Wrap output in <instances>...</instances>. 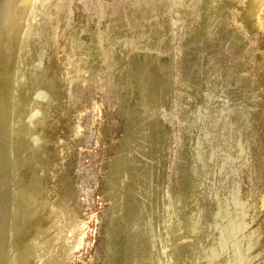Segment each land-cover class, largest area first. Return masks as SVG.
I'll return each mask as SVG.
<instances>
[{
    "label": "rangeland",
    "instance_id": "rangeland-1",
    "mask_svg": "<svg viewBox=\"0 0 264 264\" xmlns=\"http://www.w3.org/2000/svg\"><path fill=\"white\" fill-rule=\"evenodd\" d=\"M260 1L35 0L17 71L12 179L42 180L46 203L62 207L59 225L79 213L82 240L63 264H264ZM69 54L90 68L86 81L68 78ZM32 103L40 113L29 122ZM31 128L51 135L35 161L24 145Z\"/></svg>",
    "mask_w": 264,
    "mask_h": 264
},
{
    "label": "bare ground",
    "instance_id": "bare-ground-1",
    "mask_svg": "<svg viewBox=\"0 0 264 264\" xmlns=\"http://www.w3.org/2000/svg\"><path fill=\"white\" fill-rule=\"evenodd\" d=\"M245 1V0H243ZM248 1V0H247ZM250 1V0H249ZM264 1V0H263ZM34 2L35 0H0V264H50V263H54V264H63V260L65 261V256L66 254H70V252L73 250V249H76L78 246L77 244L75 245L77 239L82 240V235H83V227L81 226L80 222H79V219H78V215H75V216H72L71 219H68L67 216H65L61 222L62 224L59 225L58 223V219L60 217V214H62L63 210L61 209L62 207L60 206V204H58L57 202H50V203H46V200L44 199V197L46 196L47 193H43L42 191H40V187H39V190H37L38 186L36 187L35 184L37 185H40L38 184L40 182V180L38 181V178H37V181L38 183H35L36 181H33V184H30V187L27 186L28 183H29V179L27 180V182L23 179V178H19L21 176V174H18V169L16 170L17 171V178H19L18 180H15L12 179V176L16 173H14L15 171V168H14V160L13 159H16L18 158V156H16V158L13 157L12 159V154L15 152L14 149L15 147L17 146V143L14 141V139L12 137H14V133L16 132V129H18L19 127L17 126V128H15L14 130V127L16 126V122L15 119L17 117L16 114H18V111L16 112L17 109H22L23 107L21 108H17L16 109V104L19 103V101H16V100H19L17 99V92L16 93V88L19 87L17 82L19 83L18 81V76H17V71H18V64H19V60L21 59L20 56H22L21 52H22V49H23V46H25V41L28 37V35L30 34V27L32 28L33 24V21L35 22V16L37 15L36 14V6H34ZM260 5L262 6L263 5V2L260 1ZM41 3V1H40ZM38 3V4H40ZM253 4V1L251 2ZM250 3V4H251ZM257 3V2H256ZM246 4V7H247V3L245 2L244 5ZM249 4V2H248ZM249 4V5H250ZM41 6V5H40ZM254 6V5H252ZM258 6V3L256 4V8ZM244 7V6H243ZM248 8H251V6H248ZM255 9V6L252 10ZM258 9H259V6H258ZM264 9V6L263 8ZM249 9H247V12H248ZM260 10V9H259ZM40 11V10H39ZM246 11V10H245ZM245 11H244V15H245ZM264 11V10H263ZM246 12V13H247ZM253 12V11H252ZM260 12V11H259ZM251 13V12H250ZM261 13V12H260ZM263 13V12H262ZM252 14V13H251ZM255 13H253L254 15ZM243 15V16H244ZM248 15V14H247ZM251 15V16H253ZM264 15V13H263ZM249 16V15H248ZM256 17L258 15H255ZM261 16V15H260ZM259 17V16H258ZM246 18V16L244 17ZM38 19V18H37ZM251 18H249L250 20ZM254 19V18H253ZM257 19V18H256ZM260 19V17L258 18ZM257 19V21H259ZM264 20V19H263ZM251 21V20H250ZM252 22V21H251ZM37 23V22H36ZM54 23V22H53ZM57 23V22H56ZM59 23V22H58ZM261 23H259L260 25ZM256 25H258V22H256ZM263 25V24H262ZM256 27V26H254ZM257 28V27H256ZM32 30V29H31ZM61 30H59L60 32ZM66 31V30H65ZM56 32V31H55ZM57 33V32H56ZM63 33V32H62ZM68 33V32H67ZM53 34V33H52ZM55 34V33H54ZM58 34V33H57ZM65 34V33H64ZM62 35V34H61ZM68 35V34H67ZM72 35V34H71ZM70 35V36H71ZM57 36V35H56ZM60 36V35H59ZM58 36V37H59ZM63 36V35H62ZM61 36V37H62ZM69 36V35H68ZM57 37V38H58ZM64 37V36H63ZM72 37V36H71ZM55 38V36H54ZM60 38V37H59ZM58 38V39H59ZM67 38V37H66ZM73 38V37H72ZM69 40V38H67ZM61 41V39H59ZM54 41H56V39H54ZM59 42V41H58ZM69 42V41H68ZM57 43V42H55ZM62 43V42H61ZM60 44V43H59ZM58 45V43H57ZM61 45V44H60ZM69 45V43H68ZM67 46V45H66ZM68 47V46H67ZM66 47V48H67ZM71 47V46H69ZM68 49V48H67ZM70 50V49H69ZM72 50V48H71ZM68 51V50H67ZM70 52V51H69ZM76 52V51H75ZM105 52V51H103ZM66 53V52H65ZM77 54V53H76ZM69 58L68 60L66 61L65 60V64L67 65V68L69 69L68 70V78L70 80H72L73 82L75 81H86L90 76L88 75L89 72H87V70L90 68H88L87 66V69L84 68V66H86L85 64H83L84 66H80L78 64L81 63L79 61V59L77 58V56H73V54H69ZM80 56V57H79ZM79 58H82L84 59L83 55H80L79 53ZM24 59V58H23ZM64 59V58H63ZM82 59V60H83ZM63 61V60H62ZM21 62V61H20ZM67 62V63H66ZM22 65V64H21ZM62 67V65H61ZM62 69V68H61ZM66 69V68H65ZM21 70V69H20ZM67 70V69H66ZM62 71V70H61ZM66 74V72H65ZM67 76V75H66ZM108 76V75H107ZM61 78V77H60ZM67 78V79H68ZM69 81V80H68ZM20 84V83H19ZM30 88V87H29ZM36 89V88H35ZM36 91V90H35ZM69 91V90H68ZM92 91V90H91ZM21 92V90H20ZM69 93V92H68ZM81 93V92H80ZM79 93V94H80ZM90 93V91H89ZM20 94V93H19ZM77 94V93H76ZM82 94V93H81ZM80 94V95H81ZM21 95H23L21 93ZM27 95V94H26ZM83 95V94H82ZM24 96V95H23ZM21 98V96L19 97ZM23 98V97H22ZM27 98V97H26ZM25 98V99H26ZM77 98V97H76ZM16 101V102H15ZM21 101V100H20ZM26 101V100H25ZM33 101V100H32ZM29 103V101H27ZM35 102V101H34ZM75 102V101H74ZM26 103V102H25ZM31 103V102H30ZM23 104V103H21ZM33 105H35L34 103H32ZM37 104H39L37 102ZM84 104V102H83ZM19 105V104H18ZM25 105V104H24ZM27 105V104H26ZM31 105V104H30ZM40 107L41 104H39ZM21 106V105H20ZM32 107V106H31ZM34 107V106H33ZM39 106H36L34 107V109H29V113L27 114V117L26 118H29V122L31 121H35V117L37 114H39V110H37L38 108H40ZM29 108V107H28ZM16 109V110H15ZM25 109V108H24ZM24 109L21 110V112H23V115L26 114V112H24ZM42 109V108H41ZM40 109V110H41ZM97 109V108H96ZM94 109V110H96ZM99 109V108H98ZM27 110V109H26ZM25 110V111H26ZM45 112V108L43 110ZM19 112V113H21ZM20 115V114H19ZM18 115V116H19ZM43 115H46L43 113ZM25 116V115H24ZM41 116V114H40ZM21 117H22V114H21ZM38 117V116H37ZM42 117V116H41ZM40 117V118H41ZM46 117V116H45ZM44 117V118H45ZM15 118V119H14ZM19 118V117H17ZM39 118V117H38ZM23 119V118H22ZM34 119V120H33ZM43 119V117H42ZM21 120V119H20ZM19 120V121H20ZM25 120V119H24ZM25 121H27V119ZM65 120V119H64ZM18 121V122H19ZM41 121V120H40ZM66 121V120H65ZM21 122V121H20ZM46 122V120H45ZM33 123V122H32ZM35 123V122H34ZM37 123V122H36ZM30 125V123H28ZM38 124H41L38 122ZM45 124V123H43ZM41 124V125H43ZM47 124V123H46ZM19 125V124H18ZM27 124H25L26 126ZM28 125V126H29ZM32 125V124H31ZM40 125V126H41ZM49 125V124H48ZM47 125V126H48ZM100 125V123H99ZM21 126L23 127V124H21ZM20 126V127H21ZM36 126V125H35ZM33 126V127H35ZM27 127V126H26ZM32 127V128H33ZM44 127V126H42ZM50 126H48L49 128ZM52 127V126H51ZM25 128V127H24ZM29 128V127H28ZM32 128L30 129L29 133L31 134V136L29 135V137L27 136L26 134V137L29 138V144H26V141L25 142V146L27 145V148H31V153L33 152V160L36 159V156L39 155V153H41L43 156H45L43 154V152H40L42 151L43 147H41V145L43 144V142L45 141V135L46 133H44L45 135L42 136V133L39 132V130H34L32 131ZM27 129V128H26ZM37 129V126L36 128ZM43 130V128H41ZM52 129H55L52 127ZM19 130V129H18ZM22 130V129H21ZM20 130V131H21ZM47 130V129H46ZM45 130V132H46ZM50 130V128H49ZM19 131V132H20ZM51 131V130H50ZM53 132L56 130H52ZM51 131V132H52ZM27 132V131H26ZM24 131V135L23 137L25 136V133ZM44 132V130H43ZM48 132V131H47ZM21 133V132H20ZM19 133V135H21ZM23 133V132H22ZM50 133V132H49ZM48 133V134H49ZM51 134V133H50ZM56 134V133H55ZM54 135V133H52V136ZM17 137H20L18 135H16ZM22 136V135H21ZM49 136V135H48ZM46 135V137H48ZM51 136V135H50ZM49 136V137H50ZM25 137V138H26ZM42 137H44L45 139H43ZM48 137V138H49ZM55 137V136H53ZM53 137H51L53 139ZM16 138V137H15ZM27 138V139H28ZM21 139V138H20ZM26 139V140H27ZM62 139V138H61ZM64 139V138H63ZM69 139V138H68ZM23 140V139H21ZM19 140L18 138V141H21ZM65 140V139H64ZM17 141V142H18ZM28 141V140H27ZM58 141V140H57ZM62 141V140H60ZM51 142V140H50ZM54 142V140H53ZM56 142V140H55ZM65 142V141H63ZM16 143V144H15ZM28 143V142H27ZM48 143V142H47ZM61 143V142H60ZM19 144V143H18ZM23 144V141L21 143V146ZM62 144V143H61ZM46 145V144H45ZM60 145V144H59ZM19 146V145H18ZM44 146V145H43ZM47 147V146H45ZM51 147V145H50ZM53 147V146H52ZM55 147V146H54ZM24 148V147H23ZM59 148V147H58ZM60 148H61V145H60ZM17 149V148H16ZM15 149V150H16ZM46 149V148H45ZM49 149V150H48ZM54 149V148H53ZM62 149V148H61ZM20 150V149H19ZM17 150V151H19ZM23 150V149H22ZM25 150H27L25 148ZM52 150V148H51ZM51 150L48 146L47 148V151L49 153H51ZM24 151V150H23ZM22 151V152H23ZM30 151H24L25 153L26 152H30ZM45 151V150H43ZM55 151V150H54ZM21 150L19 152H17V155L21 156L20 153ZM23 152V154H24ZM19 153V154H18ZM30 153V154H31ZM45 153V152H44ZM46 152V154H48ZM53 153V152H52ZM16 154V153H14ZM40 154V155H41ZM55 154V152H54ZM53 154V155H54ZM28 156V154L26 153L25 156ZM41 155V156H42ZM50 155V154H49ZM48 155V156H49ZM24 156V155H23ZM30 156V155H29ZM32 156V155H31ZM30 156V158H31ZM35 156V158H34ZM40 156V157H41ZM52 154L49 156L51 157ZM39 157V156H38ZM37 157V158H38ZM39 157V158H40ZM55 157V155H54ZM54 157H51V158H54ZM59 157V155H58ZM26 157H24L25 159ZM29 158V157H28ZM28 158H26L25 160H27ZM43 158V157H41ZM45 158V157H44ZM20 159V158H19ZM22 159V157H21ZM50 159V158H49ZM56 160V159H54ZM53 160V163H55ZM21 161V160H20ZM29 161V160H28ZM26 161V162H28ZM35 161V160H34ZM38 161H42V159L38 160ZM36 161V162H38ZM46 162V160H44ZM43 161V162H44ZM48 161V160H47ZM50 161V160H49ZM49 161L47 162L48 165H49ZM58 161V160H57ZM56 161V162H57ZM31 162V161H29ZM33 162V161H32ZM31 162V163H32ZM35 162V164H36ZM44 162V163H45ZM15 163H17V160L15 161ZM41 163V162H40ZM43 163V164H44ZM46 163V165H47ZM52 163V164H53ZM19 164V165H18ZM17 165L20 167L22 165V161L21 163H18ZM34 164V165H35ZM24 165V163H23ZM29 165V164H28ZM31 166H27V164L25 163L24 166H27V170L29 168L30 170V167H32V164H30ZM39 165V164H37ZM45 165V164H44ZM54 166V165H53ZM51 166V167H53ZM16 167V166H15ZM34 167V166H33ZM38 167V166H37ZM40 167H42L40 165ZM21 168V167H20ZM19 168V169H20ZM46 168V166L44 167ZM33 169V168H32ZM36 169V166L35 168ZM33 169V170H34ZM38 169V168H37ZM42 171L46 170V169H43L41 168ZM48 169H49V166H48ZM55 169V167H54ZM25 170V169H24ZM25 170V171H27ZM28 170V171H29ZM24 171V172H25ZM27 171V172H28ZM31 171V170H30ZM39 171V169L37 170ZM36 171V172H37ZM49 170H47L48 172ZM52 171V169H51ZM56 171V169H55ZM110 171V170H109ZM35 172V173H36ZM40 172V171H39ZM46 172V171H45ZM44 172V173H45ZM20 173V172H19ZM34 172H30V176L31 177H34L32 179H36V175H35ZM38 173V172H37ZM56 173V172H55ZM28 173H26L27 175ZM40 174V173H38ZM48 176L49 174L46 173ZM54 174V172H53ZM16 175V174H15ZM14 175L13 178H15L16 176ZM23 177L25 176V174L23 173L22 174ZM35 175V176H33ZM45 175V174H44ZM46 175V176H47ZM57 175V174H55ZM29 176V177H30ZM43 176V174L41 175ZM45 176V177H46ZM22 177V176H21ZM27 177V176H26ZM27 177V178H29ZM39 177V176H38ZM44 177V176H43ZM51 178V176H49ZM54 178L56 176H53ZM16 178V179H17ZM25 178V177H24ZM21 179H23V181H25L24 184H26L25 188L23 189V192H22V189H21V193L20 194V190L19 192H16L18 189H16L19 184H17L16 181H19L18 183H22L23 182L21 181ZM26 179V178H25ZM48 179V177H47ZM52 179V178H51ZM50 179V180H51ZM31 180V179H30ZM44 181H46V179L44 178L43 179ZM54 181L56 179H53ZM21 181V182H20ZM49 181V180H47ZM46 181V182H47ZM13 182V184L11 183ZM14 182H16L15 184L17 185V187L15 186L14 187ZM42 182V180H41ZM40 182V183H41ZM12 185H10V184ZM53 183V182H52ZM51 183V184H52ZM46 185V183H44ZM42 184V185H44ZM48 184V183H47ZM50 184V183H49ZM50 184V185H51ZM56 184V183H55ZM21 185V187H22ZM44 185V186H45ZM43 186V187H44ZM53 185H51L52 187ZM13 187V188H12ZM21 187H18L19 189ZM46 187V186H45ZM47 188V187H46ZM49 188V187H48ZM53 188V187H52ZM43 189V188H42ZM50 189V188H49ZM56 190V189H55ZM48 191V189H47ZM46 191V192H47ZM53 192L54 194V190H50ZM49 191V192H50ZM102 192V191H101ZM45 195H43V194ZM50 194V193H49ZM56 194V193H55ZM52 195L53 196H55ZM105 194V193H104ZM51 195V194H50ZM48 196V195H47ZM46 196V197H47ZM50 198V197H49ZM54 198V197H53ZM55 199H53L54 201ZM48 202V201H47ZM103 202V201H102ZM81 214V213H80ZM37 216V217H36ZM35 217V218H34ZM32 218V219H31ZM100 218V217H99ZM29 219H31L29 221ZM91 219V218H90ZM24 221H29L28 222V225H27V228L25 231H23L21 233V231L19 229H24L25 223ZM82 222V221H81ZM84 222V221H83ZM87 222V221H86ZM36 225H39L40 226V229L38 231L36 230H32ZM71 226L72 229H75V233L73 236H69L68 235V228ZM37 227V226H36ZM62 228V232H60L59 230H57L58 228ZM38 228V227H37ZM59 228V229H60ZM57 230V231H56ZM54 231H56V234L59 235V240H57V236L54 234ZM18 232L17 236L16 233ZM23 234L25 236H23ZM255 234V231L254 232H251L249 234V236H252ZM22 235V236H21ZM65 236V237H64ZM68 236V237H67ZM17 241V242H16ZM46 242V243H45ZM40 243H45V247H43V249L41 250L39 248V244ZM17 244L18 246H16L14 248V245ZM81 248V247H80ZM70 251V252H69ZM37 259V260H36ZM39 259V260H38ZM44 259V260H42ZM36 262H35V261ZM41 260V261H40ZM35 262V263H34Z\"/></svg>",
    "mask_w": 264,
    "mask_h": 264
}]
</instances>
